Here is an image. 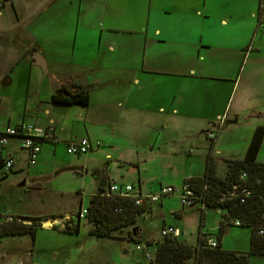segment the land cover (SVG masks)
Listing matches in <instances>:
<instances>
[{"label":"crops","instance_id":"1","mask_svg":"<svg viewBox=\"0 0 264 264\" xmlns=\"http://www.w3.org/2000/svg\"><path fill=\"white\" fill-rule=\"evenodd\" d=\"M248 4L250 14L237 15L228 13L222 0H8L0 10V124L49 128L56 137V140L42 144L34 166L28 165L27 154L18 140H12L1 148L0 155L11 156L15 160L10 173L31 175L29 168L36 167L34 173L43 174L42 152L47 144L55 157L61 142L66 143L68 149L72 142L89 138L94 144L91 152H94L99 149L98 145L114 146L115 143L111 142L117 140L119 122L125 123L124 130L130 137L147 135L141 130H147V122H155L159 128L158 136L160 129H166L179 118L206 122L205 134L213 132L217 128L215 121H223L224 118L225 122L229 119V123L236 124L245 118L256 121L245 141L243 159L256 129L264 127V35L259 37L257 34L264 15L262 13L259 20L256 0ZM67 14L72 17L62 18ZM91 16L99 20L98 28L95 26L93 30L85 28L91 25L88 24ZM62 21L64 24L60 23ZM72 23L75 29L70 32ZM56 24L62 25V32L51 33L52 26ZM24 86L28 90L26 97H33V102L40 104L50 102L53 94L62 87H67L72 93L87 90L90 94L88 106L64 105L69 107L68 110L80 112L81 119L74 126L80 125L83 132L62 137L65 124L54 117L30 122L26 117L19 120L5 117L3 103L18 100L16 90L24 91ZM44 88L45 96L38 93ZM236 91L240 95L232 101H236V107L232 109L231 98ZM27 110L29 112L30 108ZM97 118L110 124L106 132L108 139L95 135L93 122ZM218 138L219 135L211 140L210 145L211 149L214 147L217 153H221L216 148ZM207 149L202 151L205 162ZM69 155L71 157L67 161H57L53 170L83 168L82 172L68 171L75 175H87L90 170H95L90 167V157ZM107 157L112 156L108 154ZM263 158L264 138L257 161L264 163ZM200 168V172L185 179L202 176L206 166ZM227 172L228 164L222 175L217 174L224 178ZM10 173L0 179V190L2 180ZM28 185H33V182L28 181ZM213 210L225 214L221 209ZM10 213L0 211L4 216L27 215ZM52 216L56 218L53 222L39 216L47 220L42 221L40 229L50 228L56 223L62 231L65 226L61 221L66 219L71 220L72 226L76 224L74 215ZM233 224L238 226L234 221ZM174 229L178 230L180 237V230ZM137 230L140 236L141 229ZM0 264H24V261L15 263L0 257ZM29 264H35L34 258ZM187 264H195L194 259Z\"/></svg>","mask_w":264,"mask_h":264},{"label":"rangeland","instance_id":"2","mask_svg":"<svg viewBox=\"0 0 264 264\" xmlns=\"http://www.w3.org/2000/svg\"><path fill=\"white\" fill-rule=\"evenodd\" d=\"M249 1L251 0H222L227 6L228 13L233 12L237 15L250 14ZM256 1V11L261 9L264 15V0ZM69 15L62 18L70 19L72 16L69 17ZM98 21L91 16L88 22L91 25L85 27L83 24V26L93 30L99 23ZM60 23L64 24L63 21ZM258 23L256 18V26ZM74 25L72 23L70 32L75 29ZM50 32H62V25L52 26ZM257 32L259 37L263 36L264 28L259 27ZM185 87H188V84ZM35 90L34 88V93ZM16 91L18 100H7L2 105L5 117H10L12 120L26 117L28 122L37 118L45 120L54 117L65 124L61 131L62 137L83 132L80 125L74 126L75 122L81 119L80 112L75 109L68 110L69 107L57 105L51 100L41 104L35 103L33 97H26L25 93L28 90L25 86L24 91L22 89ZM45 92L46 88L38 93L45 96ZM239 95L237 91L233 93L232 109L236 107V101L234 103L232 101L239 98ZM44 110L48 112L45 113ZM225 121V118L223 121H215L217 128L214 129V133L216 137L219 135L216 148L218 147L221 153H217L218 150L214 147L211 149V140L216 138L206 137L208 133L203 132L208 126L206 122L179 118L171 122L166 129H160L158 136L156 134L159 128L155 126V122H147V130H141V133H147V135L133 137L126 135L125 123L119 122L115 136L117 140L111 142L115 143L112 148H107V145H98V150L83 154L81 157H90V167L97 169L98 174L105 177L108 183L133 184L138 190L142 187L143 194L148 192L158 194L162 186L180 188L184 182L183 179L192 173L200 172V167L204 168L210 157L220 175L225 172L228 161L242 159L245 141L251 135L256 121L253 122L246 118L241 119L237 124L229 123V119ZM93 124L95 135L100 139H102L101 135L104 139H108L106 132L110 124L98 118L94 119ZM94 139L96 141L97 138ZM59 145L55 157L52 155L49 144L44 146L42 152L44 160L41 161L43 174L34 173L36 167H32L29 168L31 175L25 172L10 173L2 180L0 211L27 214L24 215L26 218L41 216L52 222L55 218H52V215L68 213L74 215L76 224L79 222L78 213L80 210H87L91 195L98 190L97 177L93 176L91 170L87 175L62 172L51 180L42 181L59 170H53L57 161H67L71 157L67 153L66 143L61 142ZM205 148H208V156H205L207 157L206 162L202 154ZM108 154L112 157H107ZM72 156L78 157L79 155L72 154ZM46 171L49 172L45 173ZM103 174L105 176H102ZM28 181L33 182V185H28ZM105 188L108 189V186L106 185ZM78 190L79 192L76 193ZM78 193L81 195L79 196ZM198 208L204 209L201 204L192 207L184 206L180 193L177 192L155 203L153 210L141 212L135 225L115 230L113 236L101 237L91 234V225L85 215L80 220V234L70 235L59 231V226L53 223L50 228H38L35 239L31 234L2 237L0 238V257L15 263L24 261V264H29L32 258L35 264H154L145 258L144 251L139 250L137 246H147L151 241L148 247L155 253L157 243L164 239L161 234L164 226L178 228L181 232L179 240L192 246L198 244L200 233L218 240L223 213L211 208H205L200 212ZM202 212L204 219H202ZM3 216L0 215V223L3 222ZM69 221V219L62 220L61 225L65 226ZM138 228L141 229L138 239H128L129 232ZM250 239L251 228L235 226L232 220L222 237V247L225 250L246 253L250 250ZM250 261V264H264V257L251 255Z\"/></svg>","mask_w":264,"mask_h":264},{"label":"trees","instance_id":"3","mask_svg":"<svg viewBox=\"0 0 264 264\" xmlns=\"http://www.w3.org/2000/svg\"><path fill=\"white\" fill-rule=\"evenodd\" d=\"M258 14L260 20L261 9ZM51 101L63 105L88 106L90 94L84 89L72 93L67 87H62L53 94ZM263 138L264 127H259L253 135L246 156L241 160L228 161V172L224 178L217 174L214 162L210 157L202 176L185 180L191 182L193 191L198 195V200L194 205L203 204L208 208L225 211L219 226L218 247H206L207 235L203 233H200L197 246L181 242L178 236L167 235L162 242L157 243L154 264H187L191 259H194L195 264H250L251 255H264V234H260V230H264V163L257 161ZM243 174H246L244 179H242ZM94 175L97 177L98 190L91 196L86 214L88 223L92 225L91 233L101 237L113 236L115 230H122L134 225L140 213L146 209L143 206H136L129 198L117 195L108 196L105 187L109 183L105 177L98 174L97 170L93 171ZM235 186H238L237 193L243 188L252 190V195L245 204L240 202L239 197H234L231 194L235 191ZM117 209H122V211L117 212ZM203 210L201 209V211ZM80 214L81 210L78 213L79 222L77 224L70 226V220L62 231L78 233ZM201 214L202 219H204V213ZM19 218L27 219L30 224L15 221L11 223L1 222L0 238L23 234H31L34 237L37 229L42 226V221H47L39 217ZM236 219L241 221V226L251 228L249 252L240 253L222 248V237L226 227L232 220ZM138 231L136 229V231L129 232L128 239L137 240ZM148 243L151 244V241Z\"/></svg>","mask_w":264,"mask_h":264},{"label":"built area","instance_id":"4","mask_svg":"<svg viewBox=\"0 0 264 264\" xmlns=\"http://www.w3.org/2000/svg\"><path fill=\"white\" fill-rule=\"evenodd\" d=\"M8 0H0V10L6 5ZM260 27L264 28V21L260 23ZM208 137L210 139H215L216 135L213 132L208 133ZM12 140H18L20 143V147L27 154V163L29 166H34L38 162L39 154L42 150V144L44 142L54 141L56 140L55 133L52 129L39 127L30 124H15V125H5L1 126L0 124V149L6 147ZM94 149V144L89 138H82L80 140L72 142L68 146V153L73 155H83L88 154ZM15 166V160L11 156H3L0 155V179L6 174L10 173ZM246 178V174L242 175V179ZM237 187L235 186L231 194L235 197L240 198V202L245 204L247 199L252 195V190L248 188H243L239 193H237ZM180 193L181 202L184 206L190 207L196 203L198 200V195L193 191L192 185L190 181H184L180 188H175L173 186H162L158 194L147 193L143 194L142 191L137 189L133 184H118L112 183L109 187L107 195L112 196H120L123 198L131 199L136 206H143L146 210H150L153 208V205L159 202L162 198L174 195L175 193ZM117 212H121L122 209H117ZM87 214V210H82L80 217H85ZM4 217V218H3ZM4 223H23L30 224V221L27 219H22L19 217H15L12 215L3 216ZM236 225H241V221L236 219L234 220ZM162 236L165 237L167 235L178 236L179 232L177 229L172 227H166L162 230ZM260 234H264V230H260ZM206 247L208 248H217L218 240L214 238H206L205 242ZM141 249L145 253V258L149 262H153L155 260V254L152 252L148 245L141 247Z\"/></svg>","mask_w":264,"mask_h":264},{"label":"water","instance_id":"5","mask_svg":"<svg viewBox=\"0 0 264 264\" xmlns=\"http://www.w3.org/2000/svg\"><path fill=\"white\" fill-rule=\"evenodd\" d=\"M68 171H81L82 172L83 168H77V167H74V168H63V169H60L57 172H55L54 175L49 176V177L43 179L42 181L51 180L53 177H56V176L60 175L62 172H68ZM133 231H136V229H134Z\"/></svg>","mask_w":264,"mask_h":264},{"label":"flooded vegetation","instance_id":"6","mask_svg":"<svg viewBox=\"0 0 264 264\" xmlns=\"http://www.w3.org/2000/svg\"><path fill=\"white\" fill-rule=\"evenodd\" d=\"M95 170H97V169H95ZM95 170H94V171H95Z\"/></svg>","mask_w":264,"mask_h":264},{"label":"bare ground","instance_id":"7","mask_svg":"<svg viewBox=\"0 0 264 264\" xmlns=\"http://www.w3.org/2000/svg\"><path fill=\"white\" fill-rule=\"evenodd\" d=\"M49 225V224H48ZM50 226V225H49Z\"/></svg>","mask_w":264,"mask_h":264}]
</instances>
